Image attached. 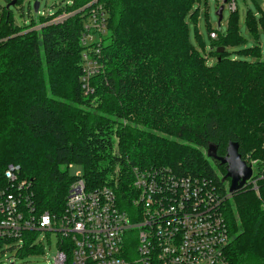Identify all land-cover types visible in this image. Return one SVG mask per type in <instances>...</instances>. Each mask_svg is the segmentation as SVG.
<instances>
[{
  "label": "trees",
  "instance_id": "trees-1",
  "mask_svg": "<svg viewBox=\"0 0 264 264\" xmlns=\"http://www.w3.org/2000/svg\"><path fill=\"white\" fill-rule=\"evenodd\" d=\"M89 1L73 0L65 10L72 12ZM199 1L101 0L110 42L100 47L102 69L91 79L94 93L89 96L83 95L79 81V15L32 30L37 24L19 28L10 9L2 10L0 187L6 186L7 167L18 166V181L29 185L37 213L57 216L76 180L59 166H82L88 189L115 188L124 207L129 205L126 191L134 167L170 168L225 186V166L212 160L221 171L217 176L202 151H184L152 130L205 151L214 144L221 157L229 142L237 143L249 165L254 148L244 134L264 118V54L257 45L237 51L251 61L227 51L245 42L235 10L224 33L210 31L217 37L209 34L215 62L207 65L202 51L189 41L188 20L195 22L198 10L193 7ZM246 25L251 35L264 34V11L258 21L249 17ZM256 128L264 132V124ZM243 193L231 197L234 210L230 200L227 205V258L229 264H264V211L258 209L254 193Z\"/></svg>",
  "mask_w": 264,
  "mask_h": 264
},
{
  "label": "built area",
  "instance_id": "built-area-1",
  "mask_svg": "<svg viewBox=\"0 0 264 264\" xmlns=\"http://www.w3.org/2000/svg\"><path fill=\"white\" fill-rule=\"evenodd\" d=\"M226 2L231 12L236 10L234 0ZM72 5L73 0H61L54 13L38 15L39 0H33L32 9L28 0L27 14L33 11L38 20L55 24L66 21L70 13L80 16L79 81L83 95L89 96L94 93L91 79L102 69L100 47L109 36L108 14L101 0L67 12ZM210 38H217L215 31ZM250 165L252 177L244 187L255 183ZM18 170L9 165L6 186L0 187V253L14 250L16 258L40 255L44 246L38 236L53 233L56 255L50 264H229L228 183L222 188L210 177L183 176L165 167H134L126 191L129 205L124 207L115 188L88 189L81 175L70 185L63 211L55 216L37 213L29 185L18 181ZM26 248L35 250L29 253Z\"/></svg>",
  "mask_w": 264,
  "mask_h": 264
},
{
  "label": "rangeland",
  "instance_id": "rangeland-1",
  "mask_svg": "<svg viewBox=\"0 0 264 264\" xmlns=\"http://www.w3.org/2000/svg\"><path fill=\"white\" fill-rule=\"evenodd\" d=\"M20 1L21 2L17 5V7L12 6L10 8V12L13 14L14 25H17L19 28L23 25L29 26L31 24V20L35 24H37L32 30H39L43 25H48V23L39 24L38 16L36 14H33V11L31 12V15L28 16V0ZM60 1L61 0H39L40 8L38 15H41L42 12H46L48 14L54 13L57 9V6L60 4ZM224 1L225 0H200L199 3L195 4L193 7L194 11L198 10V14L196 15V19L194 20L195 22H193L191 19L188 20L189 41L196 49L202 51L203 56L207 59V65L209 66L214 65L215 62L214 52H212L211 50V40L209 38L210 31L218 30L224 33L227 29V23L232 13L228 6L229 2L224 3ZM7 2L8 0H0V16L1 11L5 8ZM234 3L237 12V26L239 27V31L245 42L240 46L231 47L227 51L233 58L251 61V58L238 56L237 51L245 48H251L257 45L259 48H261L263 53L264 34L259 32L258 35H251L248 32L246 21L249 17H254L255 20L258 21L260 11H264V0H234ZM30 5L32 9L33 0H30ZM221 7H223V10L221 12L222 18L220 24H218L219 17L217 16V12L220 10ZM70 17H73L72 13H70ZM103 41H105V44H109L110 39L106 37ZM80 63L82 64V59ZM90 86L92 87L91 84ZM204 96H206L207 99H210L211 93L207 90H204ZM261 124H264V118L259 119L257 122L251 124V127L247 130L248 132L244 134L245 136H247L248 139L251 140L250 148H254V150L249 153L248 156L250 164H253L255 173L264 170V144L261 142V138L263 137L264 132L262 131V129L256 128ZM150 132L154 135H157L158 137L165 138L168 141H175L177 144H179L178 146L182 147V150L184 151H202L204 158H206L212 168L215 169L217 176L221 175V171L219 169H216L215 165L213 164V161L206 157V151L203 150L201 147L194 145L193 143H188L183 139H174L173 136L167 132L156 133L153 130ZM58 169L61 171L66 170L68 172V175L71 177L81 176L83 173L82 166L76 164L59 166ZM259 176L256 175L254 177L253 181H255V183L247 185L240 191H243L244 195L254 193L252 191H255L256 193H254V201H257L258 209L264 211V194L262 192L261 194H258V187L261 186L262 191H264V175L259 174ZM225 186H227V182H225ZM235 202V199L231 198L229 201V208H233L234 210ZM37 242H41L42 246H44L42 254L31 255L24 258H16V252L14 250H7L4 253H0V264H9L13 261L15 264H50L52 258L56 255L55 234L51 233L47 236L46 234L42 233L38 236Z\"/></svg>",
  "mask_w": 264,
  "mask_h": 264
},
{
  "label": "water",
  "instance_id": "water-1",
  "mask_svg": "<svg viewBox=\"0 0 264 264\" xmlns=\"http://www.w3.org/2000/svg\"><path fill=\"white\" fill-rule=\"evenodd\" d=\"M227 0L224 1L226 3ZM16 0H12L5 7L8 9L11 6H14ZM38 9V2L34 4V11ZM223 7L217 12L219 17V22L221 21L222 15L221 12ZM223 48L217 50L218 53L223 52ZM238 144L229 142L226 148V154L221 157L217 155V147L214 144H209L206 149V157L217 161L220 165L225 166V175L222 177L221 182L225 183L227 180L229 184L228 192L233 196L236 192L242 190L246 185L247 181L252 177V166L246 164L245 161L241 159V156L238 152Z\"/></svg>",
  "mask_w": 264,
  "mask_h": 264
},
{
  "label": "flooded vegetation",
  "instance_id": "flooded-vegetation-1",
  "mask_svg": "<svg viewBox=\"0 0 264 264\" xmlns=\"http://www.w3.org/2000/svg\"><path fill=\"white\" fill-rule=\"evenodd\" d=\"M229 180H227L226 182L228 183Z\"/></svg>",
  "mask_w": 264,
  "mask_h": 264
}]
</instances>
